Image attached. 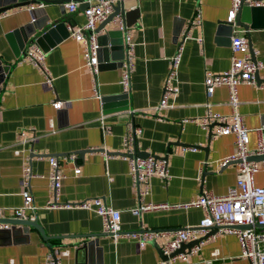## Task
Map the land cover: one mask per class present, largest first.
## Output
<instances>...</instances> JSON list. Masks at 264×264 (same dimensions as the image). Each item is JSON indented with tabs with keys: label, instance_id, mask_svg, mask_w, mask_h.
Listing matches in <instances>:
<instances>
[{
	"label": "crops",
	"instance_id": "1",
	"mask_svg": "<svg viewBox=\"0 0 264 264\" xmlns=\"http://www.w3.org/2000/svg\"><path fill=\"white\" fill-rule=\"evenodd\" d=\"M4 1L0 0V7ZM42 1L32 7H29L31 0L12 3L0 17V62L6 68L0 82V216H12L10 207L23 200L21 171L27 153L32 170L29 188L36 204L34 217L50 237L43 238L33 225L29 226L26 240L14 239L10 233L0 231V260L42 264L55 253L68 264H161L160 252L152 241L141 244L134 236H114L104 231L101 216L94 210L45 203L47 199L79 200L100 194L120 209L123 230L170 227L157 236L160 243L178 226L198 225L204 206L138 212L132 211V207L141 200L183 201L205 189L221 194L235 181L237 161L219 163L221 157L235 149V134L214 133L208 138V126L197 121L207 100L213 110L224 113L231 110L227 85L218 84L207 97L203 81L206 68L218 71L230 64L231 28L223 23L230 0H126V7L136 6L139 12L129 24L134 57L128 93L122 92L119 82L124 47L122 32L117 28L118 18L98 29L99 40L106 43L100 47V67L94 82L84 65L82 42L69 34L66 26L67 22L75 24L85 19L83 8L78 1L73 10L68 8L67 1ZM254 8L253 14L244 10L240 16L249 29L237 25L251 42L255 57L264 61V6ZM196 9L201 11L202 19L188 27L183 41L176 78L179 89L169 97L170 104L156 107L170 67V56L176 52L183 26L194 17ZM57 17L60 20L44 30L36 27L39 33L30 40L35 23L47 24ZM31 42L47 49L45 61L52 71L53 85L43 80L42 68L21 59L25 46ZM258 71L257 79L264 80V66ZM94 87L102 97L95 94ZM237 93L238 108L250 128L247 145L253 148L258 140L254 128L264 124V86L241 81ZM54 98H62V105L55 107L51 102ZM101 112L105 113L109 126L106 133L99 119ZM130 122L141 127L135 134V150L166 154L171 172L167 178L151 175L150 192L142 198L128 171L127 158L116 152L123 150L124 133ZM185 143L207 144V149ZM81 148L88 149L79 152ZM72 152L76 158H71ZM49 155L58 157L59 167L66 173L57 197L49 187ZM76 165L80 167L78 173L74 172ZM255 183L264 184L263 170L256 172ZM204 232L199 231L197 236ZM89 239H94L90 245L85 243ZM240 250L235 233L215 231L199 243L188 242L172 259L176 264L229 261L249 264L246 257L239 255Z\"/></svg>",
	"mask_w": 264,
	"mask_h": 264
},
{
	"label": "built area",
	"instance_id": "2",
	"mask_svg": "<svg viewBox=\"0 0 264 264\" xmlns=\"http://www.w3.org/2000/svg\"><path fill=\"white\" fill-rule=\"evenodd\" d=\"M117 0H89L88 5L83 8L85 19L75 24L67 22V31L82 42L84 65L88 71L93 75L95 82V73L98 71L99 54H98V31L94 27L98 20L106 18L113 5ZM241 0H230L229 11L223 21L225 25L230 27L229 44L231 45L232 53L230 57V64L218 71L210 68L204 70L203 81L205 85L206 96H210L218 84H226L229 89L228 102L231 105L229 113L213 110L210 105L211 102H205L206 108L198 118V122L207 125L210 122H217L212 129L213 133H227L235 134V149L230 154L220 158L219 163L225 164L230 160H237V172L235 181L228 185L227 190L221 194H216L212 190L205 189L202 193L187 198L183 201H139L133 205L132 211L138 212L143 209L150 208H168L173 206L188 207L190 205L204 206V215L200 218L198 225L178 226L174 228L168 239L163 245V252H169L175 247L179 246L181 242L186 241L190 237H196L199 231L208 230L210 225L218 224L216 231L233 232L240 240L241 250L239 255L246 257L249 264H264V184L255 183V174L258 170L264 171V158L258 162L256 159H251L249 156L255 152H264V124L255 126L254 129L258 132V140L253 148H249L247 143L249 141L250 129L244 122L243 115L238 108L240 98L237 93V84L241 81H246L252 84L264 86V80H259L255 77V70L264 66V61L259 58H251L249 53L248 39L238 27L236 23V14ZM30 2L29 7L35 4H42ZM246 6H264V0H244ZM70 10L75 9L77 0L67 1ZM6 9L0 10V17L4 16ZM115 17L118 18L117 28L122 32V47L124 53L120 59L121 73L119 82L122 84V92L128 93L130 88V73L133 67L134 57V40L132 33L127 25L124 17L117 13ZM114 17V18H115ZM201 11L196 9L195 15L192 19L187 21L182 30V36L177 43L176 52L170 56V67L167 70L164 78L163 91L159 103L156 107H163L170 104L169 97L174 95L178 89L177 71L179 61L182 54V45L184 38L187 35V30L190 25L199 24L201 21ZM47 49L37 42L28 43L21 59L26 58L32 61L35 65L42 68L43 80L50 85H53V74L48 67L45 56ZM95 94L102 97L96 87ZM55 107L62 105V98H54L51 100ZM230 116V119L228 117ZM105 113L99 114L101 119L102 131L104 133L109 131V126L105 122ZM141 131V127L130 122L124 133L123 150L120 152L128 160V171L131 175L133 184L137 188L139 196L150 192L149 179L153 174H158L163 178L171 175L168 170L166 160L162 157L156 156L149 152L147 155H140L134 148V141L136 133ZM193 147V146H192ZM71 158H76L74 152L69 154ZM22 165V181L23 187L21 189L23 200L18 205L10 207L12 216L31 217L36 214V204L33 200V193L29 188V178L32 174L30 156L26 153ZM49 169L48 179L49 187L56 192V197L60 192V185L62 178L66 173L60 169L58 157L56 155H49ZM79 165L74 167V172H79ZM47 206H74L84 207L94 210L101 216L103 230L111 234H124L131 237H136L141 244L148 242L151 237L158 236L165 230L159 227H145L135 228L133 230H123L120 224L121 211L118 207L110 205L102 195H90L79 198V200H62L56 201L47 199ZM248 223L249 226H236L239 223ZM8 222H0V226H8ZM66 249L63 250L65 252ZM175 255V254H174ZM169 256L168 264H176L172 257ZM184 257V254H182ZM161 264H167L166 259L160 258ZM0 264H17L12 259L1 261ZM42 264H68L66 261L59 260V256L55 253L47 257ZM226 264H234L229 261Z\"/></svg>",
	"mask_w": 264,
	"mask_h": 264
},
{
	"label": "water",
	"instance_id": "3",
	"mask_svg": "<svg viewBox=\"0 0 264 264\" xmlns=\"http://www.w3.org/2000/svg\"><path fill=\"white\" fill-rule=\"evenodd\" d=\"M34 1V0H31V2ZM47 1H57V0H47ZM58 1H69V0H58ZM80 4V6L82 8H84L86 5H88L89 3V0H77ZM23 2H26V0H6L4 1L3 3V6L0 7V10H3L4 8H6L7 6H9L10 4L12 3H15V4H21ZM126 0H117L114 5H113V9L110 11V14L104 18L100 24L98 25H95L94 29L95 30H98L99 27L103 26L106 22H110V20H112L115 15L117 13H120L124 19H125V22L126 24H131L132 22L135 21L137 15H138V9L136 6H128L126 7ZM254 5L252 6H247L244 4V0H241L240 2V5L238 7V11H237V14H236V19L239 18V20H235L236 23H240L242 24L243 26H245L246 29H249V26L248 24H246L245 22H243L242 20H240V16L242 15V12L244 10H247V14H253L254 13ZM57 20H60V17H57V19H54L53 21H51L50 23H47L45 21H43V23H40L39 24H36L33 26L32 28V35L30 37V40L33 39L34 37H36L38 35L39 32H36L35 31V28L36 27H42L43 30L46 29L47 27H49L50 25L54 24L57 22ZM35 22V21H34ZM179 32L181 31V28L180 30H178ZM99 35V34H98ZM98 41H99V46H98V54H100V47L103 45V43L105 44L106 42H102L101 40H99V36H98ZM248 44H249V53H250V56L251 58H254L255 57V54H254V51H253V46L251 44V42H249L248 40ZM103 47V46H102ZM99 59H100V55H99ZM5 67L1 64L0 62V82L2 81L4 75H5ZM255 77L256 78H259V71L258 69L255 70ZM217 122H210L207 124L208 126V130H207V134H208V138H210L214 133L212 131V125L213 124H216ZM171 141H179L181 143L180 140H171ZM185 144H189L191 146H194L196 147L197 143H185ZM199 146H203L204 148L207 149V144H202V145H199ZM88 148H81V149H78L79 152L81 151H84ZM110 152V151H108ZM112 153H114V150L111 151ZM116 152H121L120 150L116 151ZM150 152V151H149ZM149 152L145 151V150H142L139 152V150H137V153H139L140 155H147L149 154ZM153 153V152H152ZM156 156L158 157H162L164 158L166 161H167V155H160V154H156L154 153ZM249 158L251 159H263L264 158V152H255L254 154H251L249 156ZM208 160V154H206L205 156V163L207 162ZM230 161H237L236 159H233V160H230ZM204 174V173H203ZM0 222H8L9 225L8 226H0V231H5L7 232L8 234L10 233L12 235V237L15 239V238H18V237H23L25 238V240L28 238V233H29V229H30V225H33L35 226L43 235V238H49L50 237V234L44 232V229L43 227L38 223L37 219L35 217L31 218V217H18V216H9V217H1L0 216ZM250 224L248 223H239L237 224L236 226H249ZM218 224H213V225H210L208 230H206L204 232L203 235H200V236H196V237H192L189 239V241H183L180 243L179 246L175 247L174 249H172L169 254H166L163 252V245H164V242L163 243H160V241L157 240V236H154V237H151V239L149 241H152L158 248L159 252H160V256L164 259H166V263L168 264L169 263V256L171 255H174L176 253H178L179 251L181 250H184L185 247L188 245V242H190V244H194V243H199L206 235L208 234H211V233H214L216 231V228H217ZM160 229H163L165 231L171 229L170 227H159ZM94 234H98V233H94ZM94 241V239H89L87 240L85 243H87L88 245L92 244V242ZM47 243L51 246L52 244L50 243V241H47ZM55 252V251H54ZM87 262L83 263V264H86ZM88 264H91L90 262Z\"/></svg>",
	"mask_w": 264,
	"mask_h": 264
}]
</instances>
